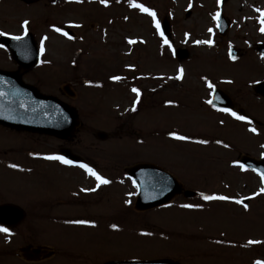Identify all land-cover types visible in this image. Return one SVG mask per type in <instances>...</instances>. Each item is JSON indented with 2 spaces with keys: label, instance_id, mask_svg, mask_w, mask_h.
I'll list each match as a JSON object with an SVG mask.
<instances>
[{
  "label": "rangeland",
  "instance_id": "1",
  "mask_svg": "<svg viewBox=\"0 0 264 264\" xmlns=\"http://www.w3.org/2000/svg\"><path fill=\"white\" fill-rule=\"evenodd\" d=\"M68 2L0 3V28L16 36L30 31L43 49L39 68L28 81L73 107L81 122L70 141L0 127V158L14 164L10 171L0 169V175L26 176L22 179L32 186L18 187L52 193L55 196L48 204L61 209L51 214L27 213L19 230L24 234L22 244L27 234H35L37 242L55 253L51 260L37 264L160 259L180 264L264 262V193L253 172L235 166L240 155L264 156V127L236 119L228 126L224 115L209 109L205 101V89L228 87L236 94V85L247 96V104L260 105L245 107L249 116L264 124V113H260L264 99L258 102L250 95L254 81L262 76L254 53L260 37L252 31L255 17L246 26L241 23V15H246L243 0H228L224 5L223 14L231 19L225 37H219L215 29L217 0H131L153 12L158 24L168 20L172 35L167 44L156 32L152 17L130 7L129 0H105L107 6L100 0ZM24 21L28 23L21 28ZM65 25L75 38L53 31ZM228 45L240 48L242 55L230 59ZM176 48H185L190 56L178 61L173 56ZM124 72L130 73L127 82L121 77L113 80L119 76L107 78ZM178 74L181 78L176 80ZM64 86L74 93L72 98ZM196 88L199 92H194ZM173 134L187 139L175 140ZM61 147L86 160L109 183L97 187L95 178L83 169H60L58 161L43 159L57 156ZM139 162L164 168L197 196H179L144 213L133 211L136 192L133 183L123 178V169ZM42 184L46 191L37 190ZM61 194L66 195L57 196ZM208 195L229 200L201 198ZM248 196L252 198L245 204L247 211L244 204L233 202ZM57 198L66 202L59 204ZM32 216L40 218L30 226ZM49 216L55 220L51 222ZM249 240L259 243L249 245Z\"/></svg>",
  "mask_w": 264,
  "mask_h": 264
},
{
  "label": "flooded vegetation",
  "instance_id": "2",
  "mask_svg": "<svg viewBox=\"0 0 264 264\" xmlns=\"http://www.w3.org/2000/svg\"><path fill=\"white\" fill-rule=\"evenodd\" d=\"M3 0H0V3ZM6 1V0H4ZM20 1L22 3L25 4H35L37 2H39L40 0H38L37 2H33L32 0H17ZM57 1L51 0V4L52 5H56ZM60 3L62 4H66V2L68 0H59ZM228 0H226L222 6L220 7V11L223 10L225 3ZM243 10H245V14L246 15H241V18L243 21H241L242 25L246 26V24H248L251 20L252 17L254 18V22L252 24V31L254 32V34L257 32V34L259 35L260 39H256L257 41H255L254 43V50L255 53L256 50L258 49V44L259 43H263L264 44V32L260 31L261 28V23L260 20L264 19L262 17H260L259 13L261 11H264V3L263 1H261V3L258 2V0H243ZM263 3V4H262ZM242 10V11H243ZM241 11V12H242ZM225 15V20L227 21V23L230 25L231 27V19L228 18V16L226 14ZM246 31L248 30V28H245ZM28 32V31H27ZM0 33H3V35L0 36H5V35H11L9 33H7V31L5 29H1L0 28ZM30 33V31H29ZM15 36V35H13ZM20 36V35H18ZM34 37V36H33ZM239 54L242 55L240 49H239ZM260 58V56H259ZM39 63L34 64L33 66H30L29 68H25L23 66H18L16 65L7 55V52L5 51L4 48H2L0 46V70H7V71H13L15 73H17L18 76H20L22 78L23 81H25L26 83H32L29 80V78H32L33 73L39 68ZM258 67L260 69L259 71V75L262 74V76L260 77V79H258L257 81L259 82H264V62H260L258 64ZM245 77L246 75H242V77ZM243 77V78H244ZM256 80L254 81L257 82ZM240 83V82H239ZM247 84H249L248 82H246ZM252 85V83H250ZM239 85V84H238ZM227 86V85H226ZM234 88L236 90V94H232V89L230 90L228 87H223L220 88L222 90H224L225 96L229 98V100H231L232 103V107L229 111L225 112V115L233 117L231 115H229V112H234L236 113V115L238 116H242L241 115V111L244 112L246 115H248V110H246L247 106L248 108H258L259 106H257L256 104L252 103V104H247V102H249L247 100V96L242 95L241 93H243L242 88L241 87H236V85H234ZM197 90L194 92H199V89L196 88ZM252 90V87L251 89ZM62 94V90H57ZM210 91V90H209ZM209 91H207V89H205V94ZM253 91V90H252ZM263 93V92H262ZM245 94V93H243ZM251 96L254 97V99L256 101H261L264 99L263 96H260L258 94L250 93ZM207 99V95L205 97V100ZM193 107H196L197 105L192 104ZM228 104H226L227 106ZM231 105V104H230ZM229 105V106H230ZM260 113H264V108ZM248 117H250L248 115ZM251 118V117H250ZM264 117H262L263 119ZM253 119V118H252ZM256 120V119H255ZM231 121L234 122V120L232 119ZM243 121L249 123V124H254L258 127H264V124L259 121L258 119L257 124L253 123L247 119H243ZM231 124V123H229ZM61 148H65V147H61ZM60 148V149H61ZM9 165H12V163L7 160V159H3L0 158V169L2 171H9L11 168ZM89 165V164H88ZM16 177L17 179L20 180H14L12 178ZM23 176L21 175H12L11 173H3L0 175V228H4L7 230V233L5 232H0V264H37L40 262H45L47 260H51L54 256L55 253L53 251H50V249H48L47 245H43L40 244L38 241V236H36L35 234L28 236L30 234H27V239H26V243L23 242V233L19 232L22 224L24 223L25 219H26V215L27 213L29 214H51V213H55L58 211H61V209H58V206H55L53 204L49 205V201L50 199L53 198L52 193L51 194H39L37 191H23L20 187H18V184H22L25 186L29 187L28 183H25V180H22ZM14 182H17L14 184ZM10 185L7 189L2 188L1 186L4 185ZM43 188H45L46 191V185L43 186ZM15 189V190H14ZM68 195L70 194V190L67 193ZM66 194H61V195H57V196H63ZM40 201L42 203V205H40ZM57 202L59 204H62V202H66L65 199H60L57 198ZM21 214L22 218L20 219V221H17V215ZM65 217V216H63ZM40 217H34L32 216L30 222L28 223L30 226L36 223L37 219L39 220ZM8 220L9 224H4L3 222H1V220ZM49 219H53L52 216H49ZM17 221V222H16ZM15 222V223H14ZM23 234V235H22ZM9 251V252H8ZM20 253H19V252Z\"/></svg>",
  "mask_w": 264,
  "mask_h": 264
},
{
  "label": "water",
  "instance_id": "3",
  "mask_svg": "<svg viewBox=\"0 0 264 264\" xmlns=\"http://www.w3.org/2000/svg\"><path fill=\"white\" fill-rule=\"evenodd\" d=\"M163 30L168 31V23L163 22ZM9 39V38H7ZM2 41H5L3 39ZM23 41L20 40V42ZM9 41L6 44L9 46ZM32 56L35 60L36 52L34 45L31 46ZM12 57H15L16 50H10ZM178 59L187 56L186 51L176 52ZM31 60L34 62V60ZM264 88V84L257 87ZM260 90V89H259ZM213 103V99L211 100ZM0 125L11 129L34 132L39 134L72 137L79 123L74 111L54 97L40 94L32 86L22 83L17 77L11 74L0 72ZM100 139L105 136L98 134ZM62 157L68 161L80 162L78 158L68 151H63ZM256 163L249 158H243L240 163L250 166L264 174V165ZM127 176L135 181L138 196L135 203L137 210H145L169 202L175 195L182 194L186 198L193 197L195 193L185 191L182 186L169 174L161 171L150 164H136L126 170ZM7 222V221H4ZM106 264H178L169 260L150 262H108Z\"/></svg>",
  "mask_w": 264,
  "mask_h": 264
},
{
  "label": "snow or ice",
  "instance_id": "4",
  "mask_svg": "<svg viewBox=\"0 0 264 264\" xmlns=\"http://www.w3.org/2000/svg\"><path fill=\"white\" fill-rule=\"evenodd\" d=\"M76 2H79V0H76ZM117 2H119V0H117ZM100 3L101 4H104V6H107L106 3H105V0H100ZM217 3L219 4V0H217ZM129 6L130 7H133V8H137L141 12L146 13L147 15H149L150 17H152L153 25L157 29V32L159 33V24L156 22L155 14L153 12H151L149 9L143 7L140 4H133L131 2V0H129ZM259 15H260V17L264 18V11H261L259 13ZM217 16H219V13H217L216 16L213 17V19L215 20L217 18ZM27 23H28V21H24L21 24V28H23ZM260 23L262 25L261 28H260V31L261 32H264V19H261L260 20ZM53 31L60 32L61 35H66L65 33L61 32L60 29H58V28H53ZM209 32H211V29H209ZM0 35H3V33H0ZM12 39L18 40V39H21V37L16 36V37H12ZM161 39H163V35L162 34H161ZM128 43L131 44V43H134V42L131 41V40H129ZM197 43H204V41H198ZM207 43L210 45L211 44V40L207 41ZM165 44H167V41H165ZM41 50H43V49H41ZM180 78L181 77H180L179 74L175 77L176 80H179ZM119 79H120V77H113V80H119ZM170 79H171V77H170ZM208 87H211V85L209 84ZM132 91L136 94L137 97H139L140 93L137 91V89L134 88V89H132ZM208 103H210V102H208ZM222 111H226L227 112L228 110L227 109H222ZM228 114L231 115V116H233L237 120H243L244 119V117L238 116L234 112H229ZM249 131H253V130L252 129H249ZM172 138L175 139V140H181V141L187 139V137H184V136H181V135H175V134H173ZM194 142L195 143H198V144L207 143V141H204V140H196ZM43 159H45V160H55V161H59L61 164H70L71 163L70 161L65 160L61 156H45V157H43ZM9 166L10 167H14L13 165H9ZM78 167H80L81 169H83L84 172L87 173L89 176H92V177L95 178V180L97 182V187H99L100 185H104V184H108L109 183L108 180L101 178L99 175H97L87 165L80 164V165H78ZM240 167H241V170H243V165H241ZM257 174L260 176V180H261L260 193H264V174H262V173H257ZM91 191H95V189H91ZM201 198L204 201H226V200H229V197L222 196V195H208V196H202ZM251 198L252 197H247L245 199H251ZM233 202L235 204H237V205H242V201L240 199H236ZM243 206L245 208V211H247V205H243ZM183 207L189 208V207H192V206L191 205H183ZM78 223H84V222L83 221H79ZM0 232L7 233V230L4 229V228H0ZM247 243L249 245H252V244L259 243V241L249 240ZM255 264H264V262L256 261Z\"/></svg>",
  "mask_w": 264,
  "mask_h": 264
}]
</instances>
